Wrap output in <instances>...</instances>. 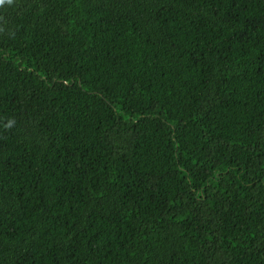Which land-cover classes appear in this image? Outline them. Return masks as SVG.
<instances>
[{
	"label": "trees",
	"instance_id": "16d2710c",
	"mask_svg": "<svg viewBox=\"0 0 264 264\" xmlns=\"http://www.w3.org/2000/svg\"><path fill=\"white\" fill-rule=\"evenodd\" d=\"M0 264H264V0L0 2Z\"/></svg>",
	"mask_w": 264,
	"mask_h": 264
},
{
	"label": "snow or ice",
	"instance_id": "6c2138e0",
	"mask_svg": "<svg viewBox=\"0 0 264 264\" xmlns=\"http://www.w3.org/2000/svg\"><path fill=\"white\" fill-rule=\"evenodd\" d=\"M0 2H3V0H0Z\"/></svg>",
	"mask_w": 264,
	"mask_h": 264
}]
</instances>
